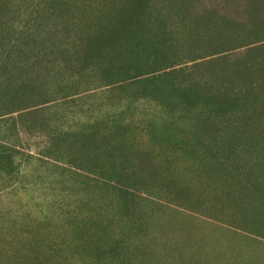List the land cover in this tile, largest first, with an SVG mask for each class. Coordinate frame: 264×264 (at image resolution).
<instances>
[{
  "label": "trees",
  "instance_id": "1",
  "mask_svg": "<svg viewBox=\"0 0 264 264\" xmlns=\"http://www.w3.org/2000/svg\"><path fill=\"white\" fill-rule=\"evenodd\" d=\"M195 2L83 0L78 7L60 0L56 7L45 2L4 6L2 14L21 15L0 16V112L19 113L22 126L46 134L37 112L65 79L93 80L97 88L118 95L114 115L73 133L51 131L49 143L107 174L104 183L124 195L163 183L160 170L148 162L153 153L136 145L135 123L121 112L136 102H153L147 113L149 141L183 148L187 143L180 135H186L212 177L246 180L240 193L264 224L262 8L258 1L245 16H230L200 10ZM71 9L78 15L63 19L62 12ZM4 153L0 150V164L11 158Z\"/></svg>",
  "mask_w": 264,
  "mask_h": 264
},
{
  "label": "rangeland",
  "instance_id": "2",
  "mask_svg": "<svg viewBox=\"0 0 264 264\" xmlns=\"http://www.w3.org/2000/svg\"><path fill=\"white\" fill-rule=\"evenodd\" d=\"M62 1L79 7L83 0ZM258 1L264 16V0L195 3L200 10L245 16ZM41 2L56 7L60 0H0V16L21 15L2 14L4 6ZM72 12L61 16L78 15ZM64 81L37 112L46 134L22 126L19 113L0 112V150L11 156L0 164V264L18 259L23 264H264L263 223L240 193L246 180L212 177L184 134L183 148L149 141L147 113L153 102H136L121 112L135 123L136 145L153 153L148 162L160 170L161 186L123 195L104 183L108 175L101 170L53 149L51 131H79L87 122L114 115L119 101L93 80Z\"/></svg>",
  "mask_w": 264,
  "mask_h": 264
}]
</instances>
